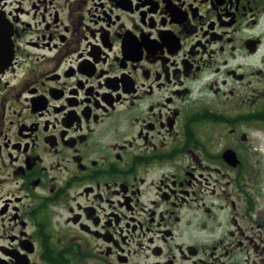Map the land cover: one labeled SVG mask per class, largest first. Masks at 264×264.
<instances>
[{"label": "flooded vegetation", "instance_id": "obj_1", "mask_svg": "<svg viewBox=\"0 0 264 264\" xmlns=\"http://www.w3.org/2000/svg\"><path fill=\"white\" fill-rule=\"evenodd\" d=\"M3 23L0 264H264V0H0Z\"/></svg>", "mask_w": 264, "mask_h": 264}, {"label": "water", "instance_id": "obj_2", "mask_svg": "<svg viewBox=\"0 0 264 264\" xmlns=\"http://www.w3.org/2000/svg\"><path fill=\"white\" fill-rule=\"evenodd\" d=\"M0 45L2 46V60L0 61V70L4 69L10 63L12 58V46L10 41V32L5 23L0 25Z\"/></svg>", "mask_w": 264, "mask_h": 264}]
</instances>
